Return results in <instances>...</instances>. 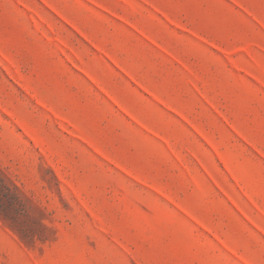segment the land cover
<instances>
[{"label": "rangeland", "instance_id": "374dc122", "mask_svg": "<svg viewBox=\"0 0 264 264\" xmlns=\"http://www.w3.org/2000/svg\"><path fill=\"white\" fill-rule=\"evenodd\" d=\"M0 264H264V0H0Z\"/></svg>", "mask_w": 264, "mask_h": 264}]
</instances>
